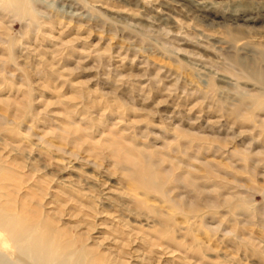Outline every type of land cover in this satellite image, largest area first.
Returning a JSON list of instances; mask_svg holds the SVG:
<instances>
[{
    "label": "rangeland",
    "instance_id": "374dc122",
    "mask_svg": "<svg viewBox=\"0 0 264 264\" xmlns=\"http://www.w3.org/2000/svg\"><path fill=\"white\" fill-rule=\"evenodd\" d=\"M0 154L90 264H264V0H0Z\"/></svg>",
    "mask_w": 264,
    "mask_h": 264
},
{
    "label": "bare ground",
    "instance_id": "6f19581e",
    "mask_svg": "<svg viewBox=\"0 0 264 264\" xmlns=\"http://www.w3.org/2000/svg\"><path fill=\"white\" fill-rule=\"evenodd\" d=\"M190 5L198 13H202L205 8V6H201L200 3L193 4L192 2V4ZM175 23V21H172V24L175 25ZM6 163V158H4L2 154H0V179L4 174H6V172H8V170L6 169ZM107 184L108 183L103 181L98 185L97 193H88V198L92 201L91 206L88 208V211L91 215L89 217L92 218V220H95L96 216L99 215H105L106 217L113 219L111 215L105 212L108 210L109 205H102L101 203V200L104 197L102 196L103 189H108V187H106ZM56 185L61 187L62 189L64 188L63 183L62 185ZM54 189L55 191H57V193H61L63 195V193L57 190V188ZM2 197L5 196L0 193V232L5 234V241L10 244L11 250L10 252H8V256H0V264H90L92 257L95 258L97 256V252H95L96 250H91L92 247L88 249L86 245H83L81 250L75 251L72 248L74 243L73 240L70 241L67 239H60V237L63 236L62 230L56 231V227H51L48 223L50 222L49 214L51 211L48 212L44 209L48 204H45V206H37L40 210V216L38 215L35 220L33 218V220L31 219L30 221H27L22 217L21 213L18 212L21 211V207L18 208V211H15V208L11 207V204L8 201L1 200ZM106 200L108 201V199ZM34 211H36V209H34ZM122 223L123 222H121V220L116 221V224L119 226L125 225ZM94 224L95 222H92L90 224V229H87L86 232L83 233V237H86L84 238L85 243L88 240L91 241V244L96 243V240L92 238L93 236H91L90 233L95 228ZM11 257L13 260L10 262L9 259H11ZM112 262L113 264H121L116 260H112ZM104 264H111L110 259L107 260Z\"/></svg>",
    "mask_w": 264,
    "mask_h": 264
}]
</instances>
